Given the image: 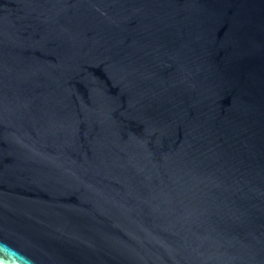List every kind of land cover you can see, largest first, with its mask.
<instances>
[{"label":"water","instance_id":"obj_1","mask_svg":"<svg viewBox=\"0 0 264 264\" xmlns=\"http://www.w3.org/2000/svg\"><path fill=\"white\" fill-rule=\"evenodd\" d=\"M264 264V0H0V264Z\"/></svg>","mask_w":264,"mask_h":264},{"label":"bare ground","instance_id":"obj_2","mask_svg":"<svg viewBox=\"0 0 264 264\" xmlns=\"http://www.w3.org/2000/svg\"><path fill=\"white\" fill-rule=\"evenodd\" d=\"M2 264V263H1Z\"/></svg>","mask_w":264,"mask_h":264}]
</instances>
